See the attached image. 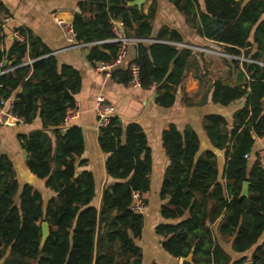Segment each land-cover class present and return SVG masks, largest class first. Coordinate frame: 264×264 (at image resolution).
<instances>
[{"label": "trees", "instance_id": "trees-1", "mask_svg": "<svg viewBox=\"0 0 264 264\" xmlns=\"http://www.w3.org/2000/svg\"><path fill=\"white\" fill-rule=\"evenodd\" d=\"M130 1L83 0L82 10L73 12L75 38L93 66L111 61L118 44L103 41L113 36L111 20H120L124 34L137 41L133 58L113 68L111 79L129 84V65L135 64L140 88L155 87V104L170 107L191 50L180 47L181 34L166 25L152 38L156 3L143 11ZM170 1L200 36L244 58L249 80L211 89L213 103L226 106L244 99L230 124L218 113L201 117L211 146L223 151L221 168L211 149L199 152V137L190 125L162 129L168 163L158 193L162 221L154 234L160 248L176 259L171 264H180L191 250L194 264H264V171L257 152L249 158L255 138L264 137V0H203L204 11L198 13L195 0ZM7 12L0 1V97L11 98L23 123L39 119V127L15 137L27 169L52 195L46 199L32 184L20 185L11 157L0 151V264H141L137 241L144 216L130 205L134 192L148 204L152 158L145 132L137 122L124 124L115 115L98 128L104 171L115 180L102 186L93 205V173L79 168L87 161L80 157L81 128L64 120L75 107L81 76L71 65L58 64L29 29L16 28L23 39L14 38L4 48L1 17ZM222 141L226 144L220 148ZM43 221L48 234L40 244Z\"/></svg>", "mask_w": 264, "mask_h": 264}, {"label": "crops", "instance_id": "crops-1", "mask_svg": "<svg viewBox=\"0 0 264 264\" xmlns=\"http://www.w3.org/2000/svg\"><path fill=\"white\" fill-rule=\"evenodd\" d=\"M7 9L2 15L3 47L8 48L18 31L16 28L29 29L37 35L46 47L55 55L58 64H68L76 69L81 76V87L74 95L75 107L71 110L77 112L78 117L73 118L68 124L81 128L84 139V150L81 158L86 159V165L80 170H90L94 176L95 196L92 204L96 205L102 186L114 181L104 171L103 153L98 144V127L96 125L95 100L102 96L106 102L114 107V115L124 123L137 122L145 132L148 146L151 151L150 191L148 204L146 205V221L150 224L149 236L155 242V247L147 249V264L156 261L159 264H171L176 259L159 246V239L154 234V226L162 221L159 215L161 201L158 193L161 185L162 174L168 163L165 151L161 144V131L170 124H174L178 130L185 125H190L199 137V152L211 149L218 157L219 168L222 166V150L211 146L201 128V117L207 113H218L224 116L230 124L232 113L242 106L244 99L240 98L223 106L213 103L210 99L211 89L215 84L238 85L247 83L249 77L244 71L239 56L226 52L217 42L200 36L194 28L186 23L184 16L170 0H143L141 8L146 11L152 2L156 3L155 17L152 21L151 37L163 26L176 29L182 36L180 47H188L191 50L190 57L184 71L182 84L176 88L175 101L170 107H160L154 102L155 87L142 89L132 87L129 84L115 82L110 76L101 72L94 73V66L86 59L87 49L84 45L74 48H66L68 45L59 26L56 24L52 13L58 17L72 22L73 12L82 10L83 0H0ZM195 12L204 11L203 0H195ZM264 18V11L262 13ZM134 43L127 46V53L121 67H124L134 56ZM25 61H29L26 57ZM11 100V98H10ZM39 119L31 124L21 123L14 127L0 125V151L6 152L14 164L19 184L28 182L38 188L46 199L52 192L44 186V181L32 175L25 165V154L18 146L17 132H27L39 127ZM226 143H219L222 148ZM264 146V137L255 138L250 160L255 152ZM17 168L26 177L18 173ZM19 171V172H20ZM143 236V235H142ZM140 241H137L139 244ZM143 250V258L145 259ZM142 264V263H141Z\"/></svg>", "mask_w": 264, "mask_h": 264}, {"label": "built area", "instance_id": "built-area-1", "mask_svg": "<svg viewBox=\"0 0 264 264\" xmlns=\"http://www.w3.org/2000/svg\"><path fill=\"white\" fill-rule=\"evenodd\" d=\"M52 17L54 18L56 24L59 26L66 42V48H74L80 47L84 44L79 43L75 38V32L72 27V23L66 21L65 19L58 17L57 13H52ZM111 30L113 32V36L109 39L104 40L103 42H114L118 44V51L116 56L108 62H100L94 65V73L99 74L104 72L108 76L113 68L120 66L123 63V60L127 53V46L131 43L137 41L135 38L127 37L123 32V23L120 20H111ZM14 37L18 40H22L23 38L19 35V33L15 32ZM240 60H244V58L239 57ZM130 70V81L129 85L132 87H140L138 82V67L135 64L129 65ZM12 101L10 99H3L0 97V125L7 127H14L23 123L21 117H19L12 109ZM262 102L264 104V96L262 98ZM95 113H96V125L97 127L105 126L110 117L114 115V107L105 101L102 96H97L95 100ZM72 110V109H71ZM69 111L64 120L68 125L73 118L78 117L77 112ZM257 159L259 161L260 167L264 171V146L258 150ZM143 206L141 198L138 193H132V201H131V209L134 211L141 212V207Z\"/></svg>", "mask_w": 264, "mask_h": 264}, {"label": "rangeland", "instance_id": "rangeland-1", "mask_svg": "<svg viewBox=\"0 0 264 264\" xmlns=\"http://www.w3.org/2000/svg\"><path fill=\"white\" fill-rule=\"evenodd\" d=\"M21 169V168H20ZM19 168H17L18 170V173H22L21 175L22 176H19L20 178L22 177H26L25 174L23 172L20 171ZM20 171V172H19ZM44 198H46V195H44ZM141 212L144 216V227H143V236H142V239L140 240L139 244L142 248V250H144V255H145V259L142 261V264H147V258H146V251L147 249H152L155 247V242L151 239V237L149 236V227H150V224L146 221V205H143L141 207ZM264 237V235H263Z\"/></svg>", "mask_w": 264, "mask_h": 264}, {"label": "water", "instance_id": "water-1", "mask_svg": "<svg viewBox=\"0 0 264 264\" xmlns=\"http://www.w3.org/2000/svg\"><path fill=\"white\" fill-rule=\"evenodd\" d=\"M142 1L143 0H132V1L128 2V3L130 5L141 6L142 5ZM9 63H12V62H9ZM246 187H247V183L245 182L244 183L243 190H242V193L243 194L246 193ZM47 234H48V226H47V223L45 221H43L41 223V239H40V244H42L44 242ZM191 252H192V250H191ZM191 252H189L187 256L180 258L179 263L180 264H194L192 262V259H191V255H192ZM251 253H252V251L249 250L247 254L250 256ZM246 264H252V263L250 261H248V262H246Z\"/></svg>", "mask_w": 264, "mask_h": 264}]
</instances>
